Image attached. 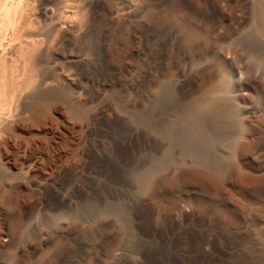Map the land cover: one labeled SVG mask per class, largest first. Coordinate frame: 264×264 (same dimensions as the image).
<instances>
[{
	"label": "rangeland",
	"instance_id": "rangeland-1",
	"mask_svg": "<svg viewBox=\"0 0 264 264\" xmlns=\"http://www.w3.org/2000/svg\"><path fill=\"white\" fill-rule=\"evenodd\" d=\"M256 1L232 0V8L228 11L232 19L226 20L231 32L219 30L216 35L233 39L252 30L256 22ZM75 2L81 8L78 6L74 13H69L71 18L64 20L61 26H54L52 20L44 17L41 12L43 0H4V7L9 10L7 19L11 23L22 15L29 25L36 20L40 22L44 32L52 26L56 28L47 37L51 57L79 62L82 57L78 52L81 44H84L85 23L88 25L94 22L101 28L104 23L101 14L115 4L131 10H143L140 19H144L147 5L141 0H54L50 4L56 14L54 19H62L61 15L67 14L66 6ZM156 4L160 9L167 10L173 6L171 0H160ZM188 4H184L183 13H195ZM127 37L126 31V41L121 43L120 48H137L134 63L139 73L135 76L119 78L106 74L102 81L97 82L94 91L81 86L74 64H69L67 70H58V75L67 84L74 100L78 102L82 98L85 117L93 127L99 128V134L104 135L98 139L101 141V152L104 151L107 155L110 150L108 147L112 146L108 143L113 139L111 133L114 131L115 117L123 115L122 105H131L133 102L131 106L144 114L162 89L170 85L179 95L174 93L171 101L154 107L151 115L157 127L171 124L177 128L185 110L202 101L226 100L237 111L240 129L236 136L230 141H216L206 146L210 156L233 162L237 167L234 173L229 176H210V170L201 159L182 154L172 138L161 135L148 125H137L133 123V119L129 121L134 127H141L144 134L132 142L129 153L119 154L114 161L116 169L112 171L108 168L109 156L105 159L98 147L94 146L96 135L87 137L91 144L81 159V154H76L77 139L84 134L86 122L76 120L72 109L61 102H55L62 106H59L61 111L54 116H59L72 126L73 122L77 123L70 151L62 150L63 158L60 163H65V160L84 163L87 160L93 164L89 172L95 181L92 179L90 182H81L74 170L67 174L62 191L57 184L47 186L43 179L35 177L27 179L25 175H20L16 180L15 177L7 176L8 180L20 184L21 200L29 205L33 204L29 197L31 194L35 195L36 201L54 204L60 201L62 195L71 192L74 203H79V209L77 213H67L68 217L75 213L79 217L84 214L87 206L91 207L88 210V213L91 212L88 214L90 217L78 225L79 238L95 236L99 223L107 221L103 231L108 232L110 237L103 248L117 246L128 253L131 245L135 246L137 253L132 264H243L240 255L247 252L251 241L261 251V262L264 264V196L261 195L264 192V43H238L229 40L215 45L201 43L186 46L167 43L168 45L141 47L134 41L128 42ZM152 53L155 60L150 61ZM3 59L4 52L1 51L0 60ZM8 64H11L12 69L13 62L9 61ZM8 97L6 102L9 104L12 97ZM104 102L110 105L102 113L100 108ZM56 141L66 147L62 137H57ZM154 164L156 167L153 169ZM100 168L105 170L108 183L99 176ZM147 170H152V182L141 187L140 177ZM10 172L6 168L5 174ZM166 174H169L168 181L160 182ZM142 199H147V203H143ZM96 206L99 210L106 211L96 214L92 208ZM111 206L117 207L118 211H108ZM222 219L224 222H221ZM253 219L256 221L253 222ZM28 220L31 221L32 216ZM55 224L58 225L57 221ZM239 228L248 229L252 236L232 233V229ZM52 247L51 244L40 246V256ZM147 252L151 254L146 256ZM78 257L74 259L75 264H111L116 255L114 252H106L101 256L90 251ZM120 264L129 263L121 261Z\"/></svg>",
	"mask_w": 264,
	"mask_h": 264
},
{
	"label": "bare ground",
	"instance_id": "bare-ground-1",
	"mask_svg": "<svg viewBox=\"0 0 264 264\" xmlns=\"http://www.w3.org/2000/svg\"><path fill=\"white\" fill-rule=\"evenodd\" d=\"M159 1L141 0L148 5L145 8L144 19H140L143 10H131L115 4L101 14L104 18L101 28H98L94 22L88 25L85 23L83 25L84 44H81L82 47L80 45L81 49L78 52L82 58L77 62L67 58L61 61L51 57L47 37H50L52 29L56 28H52L51 25L52 27L50 26L49 30L45 29L47 31L44 32L40 22L36 20L29 25L22 15L17 18V21L11 23L7 19L9 10L4 7V0H0V52H4V59L0 60V264H75L74 259L90 251L101 256L106 252L109 254L114 252L116 257L112 259L111 264H120L121 261L132 264L135 260L137 251L133 245L127 251L128 253L117 246L103 248L107 238L110 237L108 232L103 231L107 221L99 223L94 232L95 236H87L85 232L87 237L79 238L78 225L90 217L88 214L91 212L88 213V210L91 207L86 205L84 214L75 216L78 215L76 211L79 209V203H74L71 192L62 195L60 201L54 204L36 201L35 195L31 194L29 197L33 200V204L29 205L21 200L20 184L8 179L15 177L17 180L20 175H25L27 179L35 177L43 179L47 186L57 184L60 186V191L65 188V178L71 170H74L81 182L93 181L94 178L89 172L93 164L91 165L87 160L84 163L73 160L60 163L63 158L62 150L70 151L69 147L72 146L76 122H73L74 126H72L65 123L59 116H54L61 111L59 106H62L55 102H61L72 109L76 120L82 119L86 122L84 134L77 139L76 154H81L79 156L81 159L84 158L82 154L91 144L88 138L92 135H96L97 140L94 141V146L101 152L99 147L101 141L98 139L103 134H99V128L93 127V124L85 117L82 98L79 97L78 102L74 100L67 84L58 75V70H67L69 64H74L77 67L75 73L79 76L81 86L94 91L97 82L102 81L106 74L119 78L135 76L139 73L134 63L137 48L125 49L126 51L120 48L121 43L126 41L124 32H128V42L134 41L139 46H161L167 43L186 46H197L201 43L215 45L229 40L238 43H264V0H255V27L233 39L216 35L219 30H223L224 33L231 32V27L226 24V20L232 17L228 12L232 8V0H191V2L171 0L173 6L169 10L156 6ZM53 2L54 0H43L41 12L46 19L54 22V26H61L64 20H69L70 14L74 13V9L79 6L76 2L67 5V11H65L67 14L61 15L62 19L55 20V12L50 7ZM185 3H189L188 7L195 13H183ZM16 46L18 47L15 48ZM149 60H155L153 53ZM9 61L13 62L12 69H10L11 64H8ZM174 93L170 85L165 86L155 100L149 103L148 110L144 114L131 106L133 102L131 105H122L123 115L115 117L114 131L111 133L113 139L110 137L112 141L108 143L112 145L108 147L110 150L107 152L111 160L107 162L108 168L112 171L116 169L114 161L119 154L129 153L132 142L144 134L141 127L136 128L129 121L133 119V123L137 125H148L161 135L172 138L182 154L201 159L205 167L210 170V176L232 175L237 168L235 164L230 160L224 161L222 158L210 156L206 146L216 141L227 142L236 136L240 129L237 111L226 100L224 102L202 101L185 110L177 128L171 124H161L157 127L152 121V110L156 106H162L171 101ZM176 93L179 95L178 91ZM6 96L12 97L9 104L6 102ZM109 105L104 102L100 111L104 113ZM59 136L64 139L66 147L56 141ZM103 152L101 155L106 159L108 156ZM155 167L154 164L153 169ZM6 168L11 170L8 175L5 174ZM152 170H147L140 177L141 187L151 184ZM168 175L162 176L160 182H167ZM99 176L108 183L104 169H99ZM261 195L264 196V192ZM147 201L142 199L143 203ZM92 208L96 214L106 211L99 210L97 206ZM107 210L118 211L115 206ZM69 212L76 213L68 217L66 214ZM31 216L32 220L29 221ZM56 221L58 225L55 224ZM255 221L256 219H253V222ZM232 230L234 231L232 233L237 235L252 236L248 229ZM49 244L53 247L40 256L38 252L40 246ZM227 253L230 256V253ZM150 254L147 252L146 256ZM240 256L243 264H263L262 253L255 248L253 241L249 242L247 252H242Z\"/></svg>",
	"mask_w": 264,
	"mask_h": 264
}]
</instances>
